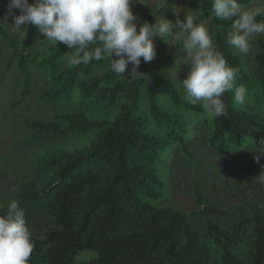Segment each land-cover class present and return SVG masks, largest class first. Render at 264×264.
<instances>
[{"label":"trees","instance_id":"trees-1","mask_svg":"<svg viewBox=\"0 0 264 264\" xmlns=\"http://www.w3.org/2000/svg\"><path fill=\"white\" fill-rule=\"evenodd\" d=\"M192 1L201 11L195 22H213L214 45L229 66L239 68L236 83L248 90L243 107L234 102L233 92H225L227 115L220 118L208 119L199 104H188L143 58L137 69L144 73L141 78L129 76L131 65L120 76L110 68L94 75L98 61L68 68L64 57L72 50L65 44L48 46L40 58L29 50L19 54L21 99L36 76L48 84L44 100L67 103L77 93L87 108L115 110L112 119L57 114V123L50 124L54 131L38 135L96 137L79 150L40 160V171L50 179L42 188L31 184L18 192L34 243L28 264H264V201L246 198L243 207L222 210L203 202L196 191L202 207L189 213L160 204L167 196L168 173L177 169L182 154L190 156L187 143L194 138L220 159L264 151V42L258 40L248 68L226 42L232 22L212 15V0ZM34 31L35 25L27 24L28 46ZM4 42L11 51L7 69L16 58V44L0 19V55ZM153 60L174 61L170 56ZM33 126L40 132L46 128ZM86 251L92 255L78 259Z\"/></svg>","mask_w":264,"mask_h":264},{"label":"rangeland","instance_id":"rangeland-1","mask_svg":"<svg viewBox=\"0 0 264 264\" xmlns=\"http://www.w3.org/2000/svg\"><path fill=\"white\" fill-rule=\"evenodd\" d=\"M29 2L32 3L34 0H29ZM9 3L10 0H0V19L6 32L16 44V58L9 68L4 67L11 53L6 47V42L2 46L3 50L0 55V205L4 206H7L11 200H17L18 192L25 187L32 184L37 188H42L50 179L49 173L40 171L38 167L40 160L54 157L62 151L79 150L95 139L94 133L69 135L61 133L51 135L50 133L49 136L39 137L40 133L45 135V131H54L50 124L57 123L55 115L82 112L90 118L112 119L115 113L114 109L85 107L78 102L77 93L67 103L57 104L44 100L42 93L47 90L48 84L36 76L31 77L28 86L29 94L23 99L20 98L22 82L15 64L19 54L29 50L30 56L44 57L48 54L46 51L48 46L60 47L63 43L53 45L35 26L28 46L27 24L21 25L22 29H16L12 25L13 20L10 15L5 19L9 11ZM158 3L159 0H141V2L131 0L132 11L137 16V30L141 23L145 21L149 23L151 17L153 18L152 23H155L156 19H160L164 14V18L175 24L177 15L180 19H184L188 13L195 18V22L201 13L198 4L192 0H171L162 10L158 9ZM258 5L259 0H248L244 6L250 9ZM174 9L180 11L176 12ZM14 12L16 15L20 14L18 9ZM197 23H203L208 27L214 42L213 22L207 18ZM176 30L173 28L174 32ZM166 39L169 42L164 41L158 35L153 37L155 57L170 56L174 61L160 63L151 60L150 67L154 75L171 80L183 96L180 80L187 75L188 66L182 62L184 54L179 45L172 43L171 36ZM259 39L264 42V35L252 39V50L247 55L234 54L245 62L248 68L258 49ZM230 50L234 53V49L230 47ZM68 55L70 53L64 57V65H66ZM107 59L105 57L97 62L93 71L94 75H99L110 68ZM34 123L46 125L45 130L40 132L41 129L38 130L36 126H33ZM187 150L190 156L183 154L179 156L177 169L168 173L164 189L167 196L162 199L160 203L162 206H170L185 213L195 208L199 209L202 205L197 206L196 191L203 202L222 210H235L243 207L246 200L251 197L264 201V184L258 180V176L264 172V154L249 152L230 159H220L214 153L207 152L206 145H202L195 138L187 143ZM257 155L260 157L259 162L256 160ZM217 218L214 216V219ZM91 255V252H82L78 259L85 260Z\"/></svg>","mask_w":264,"mask_h":264},{"label":"clouds","instance_id":"clouds-1","mask_svg":"<svg viewBox=\"0 0 264 264\" xmlns=\"http://www.w3.org/2000/svg\"><path fill=\"white\" fill-rule=\"evenodd\" d=\"M167 5L168 0H159L158 9ZM211 13L218 20L232 22L226 42L234 49L233 54L247 55L252 50V39L264 35V19H257L264 17V0L250 9L239 0H212ZM9 15L16 29L24 24L35 25L53 45L63 43L71 49L66 67L88 65L107 57L110 70L117 76L124 75L131 65L129 76L142 78L144 73L137 70L141 58L150 62L156 55L153 37L158 35L169 42L166 37L171 36L172 43L178 44L184 54L182 62L188 66L187 75L180 80L188 104H199L208 119H215L227 115L222 99L225 92H233L234 102L241 107L247 102L248 90L236 83L239 68L227 64L208 27L194 22L188 13L184 19L177 15L175 24L163 14L155 23H141L139 30L131 0H10L5 19ZM259 159L257 155V162ZM258 180L264 184V172ZM33 249L20 202L11 200L6 209L0 205V264H28Z\"/></svg>","mask_w":264,"mask_h":264}]
</instances>
